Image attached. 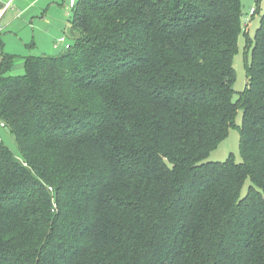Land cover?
<instances>
[{"label":"trees","instance_id":"1","mask_svg":"<svg viewBox=\"0 0 264 264\" xmlns=\"http://www.w3.org/2000/svg\"><path fill=\"white\" fill-rule=\"evenodd\" d=\"M243 16L77 0L69 49L20 76L3 55L0 128L22 158L0 136V264H264V14L235 102ZM239 110L243 161H207Z\"/></svg>","mask_w":264,"mask_h":264},{"label":"rangeland","instance_id":"2","mask_svg":"<svg viewBox=\"0 0 264 264\" xmlns=\"http://www.w3.org/2000/svg\"><path fill=\"white\" fill-rule=\"evenodd\" d=\"M241 1L244 11L242 20L244 27L239 37L238 51L233 63L236 72L233 84L235 102L239 100L240 94L248 84L246 66L251 61V46L264 14V0ZM69 4L70 0H16L12 9L8 10L2 20L3 30L0 34V41L3 45V52L0 51V60L2 61L5 54L17 57L10 75L20 76L25 74L24 57L56 56L64 52V45L58 50L54 48L55 43L63 37V34L68 33L69 41L71 43L75 42L70 34L73 9L70 8ZM19 14L21 15L19 16ZM242 120L243 113L239 110L236 117V126L230 129L227 138L211 152L207 161L223 163L229 158L235 163L243 161L239 131ZM0 135L4 144L9 147L17 158L21 159L22 156L15 138L3 131H0ZM249 186L250 181L248 180L243 187V194L246 193Z\"/></svg>","mask_w":264,"mask_h":264},{"label":"built area","instance_id":"3","mask_svg":"<svg viewBox=\"0 0 264 264\" xmlns=\"http://www.w3.org/2000/svg\"><path fill=\"white\" fill-rule=\"evenodd\" d=\"M76 1L77 0H70V4H69L70 8L73 9L75 7ZM10 4L6 5L3 9L0 10V34H1L2 30H3V27H2V24H1L2 20H3V16H4L5 12L7 11V9L10 7ZM66 41H67L66 38L62 37L55 43L54 47L58 48V47H60V45L65 44ZM65 47H66V49H69L70 45L69 44H65Z\"/></svg>","mask_w":264,"mask_h":264},{"label":"crops","instance_id":"4","mask_svg":"<svg viewBox=\"0 0 264 264\" xmlns=\"http://www.w3.org/2000/svg\"><path fill=\"white\" fill-rule=\"evenodd\" d=\"M26 1V0H25ZM16 2V0H0V3L4 6H6V5H8V4H10V7L7 9V11L5 12V14H4V16L7 14V12H8V10H10V9H12V6H13V4ZM34 3V2H33ZM32 5V3L30 4V6ZM29 6V7H30ZM28 8V7H27ZM26 8V9H27ZM28 9H30V8H28ZM14 10V9H13ZM21 14H19V16H20ZM4 16H3V18H4ZM63 36H66L65 34H63ZM0 39H1V36H0ZM68 41V40H67ZM62 46V45H61ZM0 62H1V60H0ZM0 131H3V132H5V134H7V135H9L10 136V134L5 130V129H2V128H0ZM1 136V135H0ZM2 139V138H1Z\"/></svg>","mask_w":264,"mask_h":264}]
</instances>
